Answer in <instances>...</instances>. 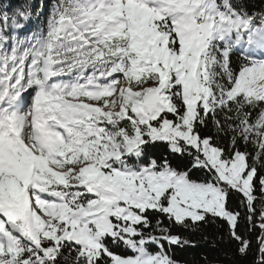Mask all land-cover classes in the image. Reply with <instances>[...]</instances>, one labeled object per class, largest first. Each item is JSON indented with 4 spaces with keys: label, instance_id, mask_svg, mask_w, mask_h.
Segmentation results:
<instances>
[{
    "label": "snow or ice",
    "instance_id": "6c2138e0",
    "mask_svg": "<svg viewBox=\"0 0 264 264\" xmlns=\"http://www.w3.org/2000/svg\"><path fill=\"white\" fill-rule=\"evenodd\" d=\"M12 7L0 11V264H179L171 249L195 245L172 229L209 218L241 254L240 220L258 227L264 264V11L54 0L19 39L33 13Z\"/></svg>",
    "mask_w": 264,
    "mask_h": 264
},
{
    "label": "trees",
    "instance_id": "16d2710c",
    "mask_svg": "<svg viewBox=\"0 0 264 264\" xmlns=\"http://www.w3.org/2000/svg\"><path fill=\"white\" fill-rule=\"evenodd\" d=\"M54 0H0V11H4L6 6L12 5L7 9L11 16L19 10L31 11L33 14L26 27H30V32H39L45 27L47 15ZM238 3L246 4L252 11H264V0H237ZM19 34H25L23 30ZM237 56L232 57L233 66L239 63ZM211 134V132H209ZM230 207L236 208L238 201L233 198L230 200ZM256 208H264V198L258 196ZM243 213V207L240 208ZM248 224L243 218L239 222V234L250 241V248L246 254L238 251L239 244L229 236L228 228L220 220L209 218L207 223H200L196 229L173 228V232L179 233L183 238L191 240L194 247H174L171 255L179 264H256L259 256L257 237L260 229L248 230ZM113 251L123 254L124 249L112 246ZM130 254V253H128ZM71 259V257L69 258Z\"/></svg>",
    "mask_w": 264,
    "mask_h": 264
},
{
    "label": "rangeland",
    "instance_id": "374dc122",
    "mask_svg": "<svg viewBox=\"0 0 264 264\" xmlns=\"http://www.w3.org/2000/svg\"><path fill=\"white\" fill-rule=\"evenodd\" d=\"M12 34L17 36L19 39H26L28 36H31L32 34L28 33V34H25V35H19L18 34V30H13L12 31Z\"/></svg>",
    "mask_w": 264,
    "mask_h": 264
}]
</instances>
